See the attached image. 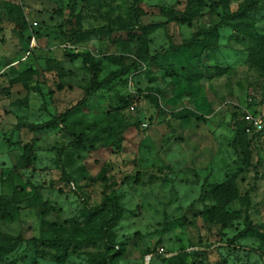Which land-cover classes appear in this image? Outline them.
<instances>
[{
    "label": "rangeland",
    "instance_id": "1",
    "mask_svg": "<svg viewBox=\"0 0 264 264\" xmlns=\"http://www.w3.org/2000/svg\"><path fill=\"white\" fill-rule=\"evenodd\" d=\"M213 1L187 25L167 21L159 11H182L186 0H142L138 25L132 0H0V88L18 72H36L27 81L29 89L15 85L0 93V195L20 188L36 202L22 204L0 229L25 239L69 240L59 248L21 243L0 264H167L163 254L182 250L189 252L182 264H264L259 254L264 252V130L252 139L251 132L247 135L249 166L231 145L232 114L239 124L246 112L264 116V61L261 66L250 61L240 36L225 26L217 47L204 53L210 69L199 65L202 74L194 80L187 75L186 55L170 49L248 0H230L225 8H211ZM6 3L21 7L28 41L19 37ZM257 6L249 17L264 33V0ZM76 15L82 30L110 20L136 29L133 35L113 31L70 41ZM72 54L99 62V80L134 62L141 68L113 79V89L95 90L61 126L39 127L84 96L90 73ZM214 66L225 73L214 75ZM181 110L193 115L171 116ZM80 134L90 142L69 145ZM207 175L211 184L233 176L240 195L249 192L256 233L240 235L242 212L224 224L209 220L199 199ZM106 199L120 208L112 228L104 225L112 216L110 206L102 205ZM93 207L100 210L89 216ZM240 208L234 201L227 210Z\"/></svg>",
    "mask_w": 264,
    "mask_h": 264
},
{
    "label": "trees",
    "instance_id": "2",
    "mask_svg": "<svg viewBox=\"0 0 264 264\" xmlns=\"http://www.w3.org/2000/svg\"><path fill=\"white\" fill-rule=\"evenodd\" d=\"M230 0H216L211 2V8L222 7L225 8L227 3ZM261 0H248L245 4L240 5L234 12H224V14L220 17V20L205 29L198 30L193 33L188 40H185L182 44L178 45L176 48H170L176 53H184L186 55V59L188 60L189 65L186 68L188 78L194 80L199 74H202L201 70L198 68L199 65H202L204 69H210L208 66H205L204 63L206 55H204L207 51H212L217 47V40L219 37V29L222 26L231 28L234 32H236L240 36L241 42L245 45L247 50L249 51V59L254 64L261 66L264 61V33L258 32L253 26V22L251 21L249 15L256 11L258 8V3ZM134 5L133 17L135 22L140 25L139 17L143 13L139 4L142 0H132ZM207 5V0H186L185 7L182 11H175L171 7H159V11L163 13L167 17V21H174L181 24L190 25L193 20H195L201 14L203 8ZM5 9L8 14V17L14 23L17 33L22 40H29L28 36H25V30L27 28V21L23 14L21 7L14 3H6ZM72 11H70V14ZM71 31L68 39L70 41H83L87 40L91 34L95 33H112L113 31H124L128 34L133 35V32L136 29L135 24L130 22H122L118 20H110L107 25L96 28V29H88L82 30L80 27L79 17L76 15L74 17V21H70ZM142 27V26H141ZM143 28V27H142ZM144 53L147 54L146 43H144ZM70 56V54H67ZM71 57L73 59L82 58L83 62L87 65V70L90 73V79L87 87L85 88L84 96L72 107L66 109L64 112L60 113L58 116L51 118L50 120L44 122L39 127H45L48 129H54L61 126L67 119V117L72 114L78 106L84 105L91 94L102 87L103 85H107L110 88H114L112 84V80L120 75H125L128 71L132 69H140L141 64H137L136 62L130 64V66H123L115 71L109 72L107 76L103 79H98V73L100 71V63L93 62L92 57L89 54H72ZM264 67V66H263ZM214 75H222L225 73L224 68H219L218 66H214L213 68ZM36 72L33 70H25L22 72H18V74L9 79L8 84L5 88H0V93H9V90L15 85H21L24 89H29L27 85V81L30 79L32 74ZM34 89L43 95L40 89L35 85ZM154 103L155 100H153ZM191 112L186 114V111L181 110L176 114H172L171 116L175 119L188 118L192 116ZM235 114H232L233 121V140L231 145L234 149L239 150L242 154V163L246 166L250 165V149L249 143L247 139L248 133L246 130V122L239 124L235 121ZM32 127V126H31ZM38 127V126H37ZM63 128V127H61ZM64 129V128H63ZM264 130V126L260 131H252L250 139L255 138L260 132ZM86 140L88 142L89 139L85 137L83 134L78 136H73L72 142L69 145L73 147H78L82 144V141ZM66 149V146H63L57 150L58 161H60L61 155L63 151ZM23 157L25 162V167H28L31 164V158L29 156L30 153V145L26 144L23 147ZM61 167L62 176L65 177V171ZM210 175H207L202 182L200 189L199 199L203 206V211L206 213L210 221H218L222 224L230 222L233 219L238 218L240 213H243V220L245 222V226L240 232V235L244 234H254L256 230L252 225V221L249 216V206H250V196L249 192H245L244 195H240L235 179L233 176L226 177L225 180L211 184L209 182ZM34 197L28 198L26 194L20 189L16 188L12 195H0V222L1 221H12L19 211V208L22 204H27L33 206L36 202L33 200ZM207 201H210L211 204H208ZM238 201L240 204V209L238 210H227L228 205L232 202ZM109 205L112 210V216L109 220H107L104 225L108 228H112L120 218V208L116 201L111 199H106L102 203V205ZM100 207H93L88 209V215L98 212ZM48 208H42L41 213H48ZM264 239V234H262ZM34 243L35 245H42L46 247H55L59 248L63 246L65 243H68L69 240L57 239V238H31L25 239L21 235H10L8 233L3 232L0 229V259L13 252L21 243ZM258 252V251H257ZM187 253H189L187 251ZM186 250H182L172 256L166 257L164 254L162 256L163 259L167 262V264H182L184 257L187 255ZM260 256L264 258V252H259ZM151 255V254H149Z\"/></svg>",
    "mask_w": 264,
    "mask_h": 264
},
{
    "label": "built area",
    "instance_id": "3",
    "mask_svg": "<svg viewBox=\"0 0 264 264\" xmlns=\"http://www.w3.org/2000/svg\"><path fill=\"white\" fill-rule=\"evenodd\" d=\"M244 120L246 122V132H252V131H260L262 130L264 126V116L260 114H254L250 112H246L244 115ZM150 258V255H148V259Z\"/></svg>",
    "mask_w": 264,
    "mask_h": 264
}]
</instances>
